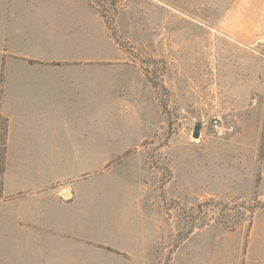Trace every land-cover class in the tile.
I'll list each match as a JSON object with an SVG mask.
<instances>
[{"label": "rangeland", "instance_id": "1", "mask_svg": "<svg viewBox=\"0 0 264 264\" xmlns=\"http://www.w3.org/2000/svg\"><path fill=\"white\" fill-rule=\"evenodd\" d=\"M66 1L0 0V50L11 41V30L20 35L27 26L33 32L35 4H45L38 9L47 13L44 2ZM90 1L125 61L138 64L155 88V132L137 146L136 120L92 119L83 129L107 148L85 152L81 167L73 152H60L59 171L76 177L84 170L73 205L87 228L83 233L134 256L105 244L94 247L110 251L79 244L73 250L72 243L63 249L59 243L53 252L44 250L40 264H171L192 231L206 239L220 232L222 239L246 240L254 224L264 228V41L258 38L247 53L223 34L236 16L264 26L261 0ZM32 35L30 40H41ZM216 116L233 130L218 135L211 126ZM196 122L198 138L192 136ZM128 144L137 147L123 150ZM5 154L6 145L3 174ZM161 239L165 256L163 245L157 247ZM144 248L146 262L138 256Z\"/></svg>", "mask_w": 264, "mask_h": 264}, {"label": "crops", "instance_id": "2", "mask_svg": "<svg viewBox=\"0 0 264 264\" xmlns=\"http://www.w3.org/2000/svg\"><path fill=\"white\" fill-rule=\"evenodd\" d=\"M44 3L50 10L40 12L38 8L45 4H35L30 25L33 32L27 26L20 35L11 30V41L0 50V116L7 124L0 199V264H27L24 258L28 263H43L44 250L50 248L53 252L52 247L59 243L63 249L72 243L73 250L75 244H105L117 250L113 253L132 257L134 253L120 244L95 241L83 233L87 228L77 220L73 205L84 170L76 177L61 175L60 152H73L81 167L85 165V152L107 148L106 143L91 138L83 129L92 119L136 120L133 128L140 134L139 146L155 132V88L138 64L125 61L123 51L109 37L104 18L90 0ZM260 5L264 6V0ZM236 17L239 20L233 21L235 25L223 26L227 29L223 34L251 53L258 38L264 41V26L252 27L246 17ZM33 33L41 40H30ZM131 145L123 150L137 147ZM62 188H66V195ZM159 224L164 225L161 221ZM213 235V239H206L192 231L179 243L170 263L264 264L262 226L254 224L246 240L222 239L220 232ZM158 243V248L163 245L165 256V243L162 239ZM140 252V260L146 262L147 249ZM14 255H20L16 262ZM50 256L57 257L52 253Z\"/></svg>", "mask_w": 264, "mask_h": 264}, {"label": "trees", "instance_id": "3", "mask_svg": "<svg viewBox=\"0 0 264 264\" xmlns=\"http://www.w3.org/2000/svg\"><path fill=\"white\" fill-rule=\"evenodd\" d=\"M108 21V20H107ZM109 22V27H110V21ZM111 29V27H110ZM2 119V118H0ZM6 120L3 119L2 126H0V184L2 183V174H3V157H4V152H5V136H6Z\"/></svg>", "mask_w": 264, "mask_h": 264}, {"label": "built area", "instance_id": "4", "mask_svg": "<svg viewBox=\"0 0 264 264\" xmlns=\"http://www.w3.org/2000/svg\"><path fill=\"white\" fill-rule=\"evenodd\" d=\"M211 126L218 135H224L226 132L233 130L232 125L224 124L218 116L211 119Z\"/></svg>", "mask_w": 264, "mask_h": 264}, {"label": "water", "instance_id": "5", "mask_svg": "<svg viewBox=\"0 0 264 264\" xmlns=\"http://www.w3.org/2000/svg\"><path fill=\"white\" fill-rule=\"evenodd\" d=\"M200 130H201V123L200 122H196V124L194 125V128H193V132H192V136L194 138H198L199 135H200ZM61 192L66 195V188H62L61 189Z\"/></svg>", "mask_w": 264, "mask_h": 264}]
</instances>
